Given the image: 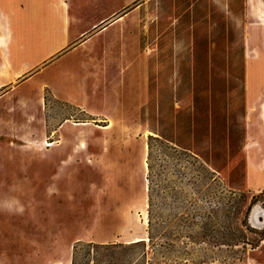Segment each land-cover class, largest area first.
<instances>
[{
    "label": "rangeland",
    "instance_id": "1",
    "mask_svg": "<svg viewBox=\"0 0 264 264\" xmlns=\"http://www.w3.org/2000/svg\"><path fill=\"white\" fill-rule=\"evenodd\" d=\"M219 2L92 0L80 38L15 75L0 200L23 212L0 211V264H264V194L243 185L242 41L216 39ZM221 49L236 70L212 63Z\"/></svg>",
    "mask_w": 264,
    "mask_h": 264
},
{
    "label": "crops",
    "instance_id": "2",
    "mask_svg": "<svg viewBox=\"0 0 264 264\" xmlns=\"http://www.w3.org/2000/svg\"><path fill=\"white\" fill-rule=\"evenodd\" d=\"M219 1L221 5L214 6L224 18L211 24L216 39H234L232 34H237L235 37L242 41L243 185L248 193L256 195L264 191V61L254 60L250 47L264 36V0ZM88 3L92 0H0V99L15 75L28 74L26 65L35 57L57 55L82 36L80 27L74 25L89 20L84 16ZM235 52L231 55L223 49L215 50L212 63L222 57L223 71H234L236 64L230 63V56L234 60ZM173 55L176 58L186 53L175 51ZM187 55L193 65L202 54L191 51ZM201 65H207L206 59Z\"/></svg>",
    "mask_w": 264,
    "mask_h": 264
},
{
    "label": "clouds",
    "instance_id": "3",
    "mask_svg": "<svg viewBox=\"0 0 264 264\" xmlns=\"http://www.w3.org/2000/svg\"><path fill=\"white\" fill-rule=\"evenodd\" d=\"M18 203V202H17ZM0 211H8V212H23V206L16 207L15 205H12L8 201L0 200Z\"/></svg>",
    "mask_w": 264,
    "mask_h": 264
},
{
    "label": "bare ground",
    "instance_id": "4",
    "mask_svg": "<svg viewBox=\"0 0 264 264\" xmlns=\"http://www.w3.org/2000/svg\"><path fill=\"white\" fill-rule=\"evenodd\" d=\"M122 19V18H121ZM120 19V20H121ZM77 126H85V125H88V124H85V123H82V124H76ZM54 143H49V142H47L46 143V145L47 146H52ZM80 148L81 149H84V148H86V143L84 142V141H82L81 142V144H80ZM147 155V147H145V151H144V157ZM146 181V180H145ZM142 240H147L146 238H144V237H138V238H136V239H134L132 242H139V241H142ZM131 242V243H132Z\"/></svg>",
    "mask_w": 264,
    "mask_h": 264
},
{
    "label": "trees",
    "instance_id": "5",
    "mask_svg": "<svg viewBox=\"0 0 264 264\" xmlns=\"http://www.w3.org/2000/svg\"><path fill=\"white\" fill-rule=\"evenodd\" d=\"M260 194H264V191H263V192H261Z\"/></svg>",
    "mask_w": 264,
    "mask_h": 264
},
{
    "label": "water",
    "instance_id": "6",
    "mask_svg": "<svg viewBox=\"0 0 264 264\" xmlns=\"http://www.w3.org/2000/svg\"><path fill=\"white\" fill-rule=\"evenodd\" d=\"M142 241H145V240H142Z\"/></svg>",
    "mask_w": 264,
    "mask_h": 264
}]
</instances>
